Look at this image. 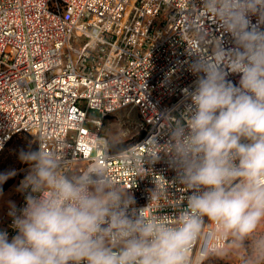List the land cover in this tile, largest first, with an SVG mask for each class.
Returning <instances> with one entry per match:
<instances>
[{"label": "built area", "instance_id": "obj_1", "mask_svg": "<svg viewBox=\"0 0 264 264\" xmlns=\"http://www.w3.org/2000/svg\"><path fill=\"white\" fill-rule=\"evenodd\" d=\"M198 27L211 37L202 45ZM217 42L233 46L223 24L194 0H0V153L30 134L65 173L99 166L145 217L174 222L190 192L169 162L170 128L191 104L190 49L214 59ZM127 107L137 110L144 136L113 153L103 122ZM21 171L26 176L28 165ZM17 194L19 209L25 198ZM10 209L0 224L9 239L16 234ZM211 230L193 243L189 264L208 258L201 252Z\"/></svg>", "mask_w": 264, "mask_h": 264}, {"label": "clouds", "instance_id": "obj_2", "mask_svg": "<svg viewBox=\"0 0 264 264\" xmlns=\"http://www.w3.org/2000/svg\"><path fill=\"white\" fill-rule=\"evenodd\" d=\"M194 2L223 24L233 46L217 42L214 59L190 49L197 78L186 90L191 104L170 128L169 154L190 192L185 210L171 223L145 217L105 169L69 175L38 145L19 154L28 165L18 188L25 205L11 204L16 234L0 230V264H189L205 227L212 228L205 258L250 249L245 264H264V234H257L264 222V0ZM195 32L199 45L211 38L203 27ZM13 175L0 173V195Z\"/></svg>", "mask_w": 264, "mask_h": 264}, {"label": "rangeland", "instance_id": "obj_3", "mask_svg": "<svg viewBox=\"0 0 264 264\" xmlns=\"http://www.w3.org/2000/svg\"><path fill=\"white\" fill-rule=\"evenodd\" d=\"M103 131L109 137L111 143L125 142L128 146L139 140V136L141 132H143L140 127V118L137 110L130 107L122 108L106 116L103 122ZM35 142L36 141L31 135H17L5 148V152L0 156V173L14 172V175L6 182L7 188L3 194L0 195V204H4L1 213L4 212L7 207L11 206L12 203H17L18 188L21 180L25 177V174H23L21 170L26 165L20 162V166L15 168V164L11 158H13L12 156L17 151ZM257 234H264V222H262L258 228ZM249 251L250 249H241L238 252L232 250L226 255L219 257L231 264H245V258L248 256Z\"/></svg>", "mask_w": 264, "mask_h": 264}, {"label": "trees", "instance_id": "obj_4", "mask_svg": "<svg viewBox=\"0 0 264 264\" xmlns=\"http://www.w3.org/2000/svg\"><path fill=\"white\" fill-rule=\"evenodd\" d=\"M26 135H30V134H26ZM144 136V132H141L139 139L142 138ZM16 137V136H15ZM14 137V138H15ZM13 138V139H14ZM13 139L11 141H13ZM11 141L4 147V149L1 151L0 156L3 154V152H5V148L11 143ZM38 147L37 143H33L31 145H26L22 150L24 151H28L30 149H36ZM128 147V145H126L125 142H116V143H111V151L113 153L119 152L121 150H123L124 148ZM21 150L17 151L16 153H14V155L12 156L13 158H11V160L13 161V163L15 164V168H18L20 166V162L21 160L19 159V154H20ZM22 163V162H21ZM24 164V163H22ZM27 165V164H25ZM3 188V192L5 191V189L7 188V183H5L4 185H2ZM202 264H231L225 260H223L222 258H220L219 256H215V255H210L208 256V258L202 263Z\"/></svg>", "mask_w": 264, "mask_h": 264}, {"label": "crops", "instance_id": "obj_5", "mask_svg": "<svg viewBox=\"0 0 264 264\" xmlns=\"http://www.w3.org/2000/svg\"><path fill=\"white\" fill-rule=\"evenodd\" d=\"M3 207H4V204H0V224H1V221H2V215L4 213V212L1 213V210H2Z\"/></svg>", "mask_w": 264, "mask_h": 264}]
</instances>
